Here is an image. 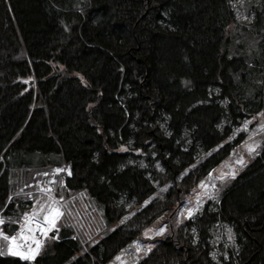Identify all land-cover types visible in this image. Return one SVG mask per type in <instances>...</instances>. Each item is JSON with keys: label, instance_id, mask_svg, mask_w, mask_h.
Listing matches in <instances>:
<instances>
[{"label": "trees", "instance_id": "16d2710c", "mask_svg": "<svg viewBox=\"0 0 264 264\" xmlns=\"http://www.w3.org/2000/svg\"><path fill=\"white\" fill-rule=\"evenodd\" d=\"M236 1L0 0L1 231L17 232L38 175L71 172L54 187L58 238L31 264H107L135 243L149 247L135 264H264V143L177 215L264 111V0L249 23ZM73 199L96 211L100 240L68 217ZM158 220L167 231L143 237ZM6 246L0 264H29Z\"/></svg>", "mask_w": 264, "mask_h": 264}, {"label": "rangeland", "instance_id": "374dc122", "mask_svg": "<svg viewBox=\"0 0 264 264\" xmlns=\"http://www.w3.org/2000/svg\"><path fill=\"white\" fill-rule=\"evenodd\" d=\"M258 1L260 0H237L233 4L239 22L249 23L251 21V17L248 15L249 4L251 2L253 3ZM262 114H264V111L258 117L246 120L241 129L236 131L235 134L231 136L230 141H233L239 132H244L246 134V137L231 150L230 154L227 155L213 171H211L207 178L199 183L187 195V201L183 204L177 214L178 220H183V215H185V217L188 216L189 210H193L194 214L201 210L205 202L208 200H213L221 190L227 188L230 183L238 176L241 169L248 165L250 161L258 154L264 143V127H262V125H264V115ZM224 144L225 142L221 143L220 146ZM249 149H252V151L250 152ZM66 170L64 172L53 169L50 171L52 173H43L38 175L37 180L31 186L25 189L28 199L31 198L33 202L32 208L25 214L31 213L35 207H38L36 203L37 201H40L42 204L46 202L47 194L41 192V188H47L46 186H49L48 188L52 189L51 195L59 201V207L63 211L64 203L62 202L61 198L55 196L54 187L58 176L61 177L63 184L64 173L67 174ZM50 175H52L50 181L41 180L43 176L49 177ZM51 181H55V183H50ZM35 195L39 197V200L35 199ZM42 198L45 199L42 200ZM72 201L73 210L75 213L69 210L68 217L72 220V222L82 227L86 241L93 243L100 240V221L98 220L99 216L97 215L96 211L92 207L89 208V204H85V200L78 201L77 203L74 202V199ZM162 228L164 229L163 233L158 235L157 233ZM166 231L167 225L163 220H158L153 226L145 230L143 237L153 240L159 236H162ZM0 240L3 239L0 238ZM5 242L8 244V241ZM145 246V248H149L147 245ZM139 248L142 249L140 251L147 252V250L144 251L141 243H135L132 245V247L115 256L114 259L109 261L107 264H135L136 261L141 257V252L138 251ZM117 257H120V259L118 260Z\"/></svg>", "mask_w": 264, "mask_h": 264}, {"label": "snow or ice", "instance_id": "6c2138e0", "mask_svg": "<svg viewBox=\"0 0 264 264\" xmlns=\"http://www.w3.org/2000/svg\"><path fill=\"white\" fill-rule=\"evenodd\" d=\"M262 127H264V125H262ZM120 150L126 151L127 149L122 148ZM249 151L251 152L252 149H249ZM57 171L63 170L58 169ZM68 174L71 175V172L69 171ZM50 183H55V181H51ZM41 192L47 194L46 202L42 204L40 201H37L36 203L38 207H35L31 213L24 215L22 218L23 223L20 224V230L16 235L9 236L4 234L3 231H0V237H2L4 241L9 242L7 246L8 254L14 257H19V259L27 262H34L36 257L40 254L43 246L44 241L38 239L37 233H39V236L43 237L45 240L49 238L50 233H53L51 239H57L58 236L55 235V233L59 232L57 222L64 215L59 207V201L51 195L52 189L41 188ZM193 215V210H189L188 217L192 218ZM4 223V219L0 218V225H3ZM163 231L164 229L162 228L157 234L159 235L163 233ZM3 254V251H0V255ZM117 259L119 260L120 257H117Z\"/></svg>", "mask_w": 264, "mask_h": 264}, {"label": "built area", "instance_id": "2783aa9c", "mask_svg": "<svg viewBox=\"0 0 264 264\" xmlns=\"http://www.w3.org/2000/svg\"><path fill=\"white\" fill-rule=\"evenodd\" d=\"M22 223H23V219H21V221H20V224H22ZM20 224H19V230H20ZM37 237H38V239H42L44 241V238L43 237H40L39 236V233H37Z\"/></svg>", "mask_w": 264, "mask_h": 264}, {"label": "water", "instance_id": "95a60500", "mask_svg": "<svg viewBox=\"0 0 264 264\" xmlns=\"http://www.w3.org/2000/svg\"><path fill=\"white\" fill-rule=\"evenodd\" d=\"M66 77H68L67 73L65 74Z\"/></svg>", "mask_w": 264, "mask_h": 264}]
</instances>
